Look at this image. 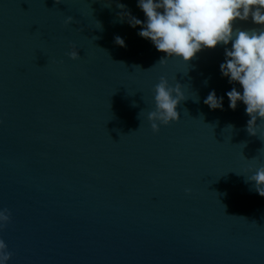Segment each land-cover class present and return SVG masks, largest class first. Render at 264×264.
Returning <instances> with one entry per match:
<instances>
[{"label":"water","instance_id":"water-1","mask_svg":"<svg viewBox=\"0 0 264 264\" xmlns=\"http://www.w3.org/2000/svg\"><path fill=\"white\" fill-rule=\"evenodd\" d=\"M117 4L145 19L137 0H0L7 264H264V197L246 182L264 124L250 135L245 105L229 108L224 46L162 66ZM161 76L187 100L154 133ZM212 90L223 110L204 104Z\"/></svg>","mask_w":264,"mask_h":264},{"label":"clouds","instance_id":"clouds-1","mask_svg":"<svg viewBox=\"0 0 264 264\" xmlns=\"http://www.w3.org/2000/svg\"><path fill=\"white\" fill-rule=\"evenodd\" d=\"M55 2L59 4L61 0ZM117 7L122 10L121 22L126 21L132 28L139 26L138 35L150 40L158 52L165 54L157 63L162 66L169 58L181 59L187 64L203 50L224 46L225 62L220 64V72L230 84L239 85L226 93L229 108L235 111L238 102H242L250 117L246 131L257 135V129L264 124V0H137V7L145 16L143 21L133 16L126 5L117 4ZM248 21L258 27L236 26L238 22ZM72 23L74 18L67 16L64 25ZM114 42L126 47L119 35ZM66 55L72 60L80 58L75 45ZM182 88L179 83L174 87L170 85L165 76L154 86L155 108L147 116L154 133L159 132L160 125L179 121L178 105L187 100ZM203 102L212 110H223V97H218L215 90L210 91ZM248 171L246 182H251L254 190L264 197V165ZM185 191L190 193L191 190ZM10 220L8 209L0 210V229ZM11 256L5 241L0 239V264H7Z\"/></svg>","mask_w":264,"mask_h":264}]
</instances>
